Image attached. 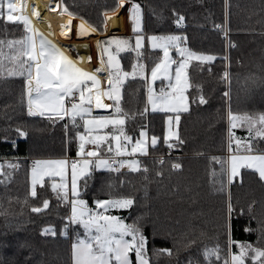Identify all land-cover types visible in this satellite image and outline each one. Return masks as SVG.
Segmentation results:
<instances>
[{
  "label": "trees",
  "instance_id": "trees-1",
  "mask_svg": "<svg viewBox=\"0 0 264 264\" xmlns=\"http://www.w3.org/2000/svg\"><path fill=\"white\" fill-rule=\"evenodd\" d=\"M126 1L140 4L142 36L146 39L180 35L186 37L182 46L215 59L189 61L190 86L185 92L188 111L179 114L178 139L165 143L166 120L172 115L148 110L147 80L152 67L162 60L163 51L147 47L142 54L133 51L120 54L123 72L132 73L134 64L138 70L143 64L146 76L137 74L126 80L119 102L122 111H115L112 100L111 115L127 119L126 131L132 139L145 129L149 139L156 137L157 142L155 146L150 145L147 156L139 159V171L93 168L79 182L81 198L87 201L88 207L97 208L94 203L97 199L133 197L134 204L130 208L113 211L111 215L123 218L128 224L141 217L150 264H188L189 259L193 264H203L202 250L216 245L221 248L222 257H227L229 195L233 205L244 210L243 215L231 218V239L264 247V181L255 172L244 170L242 182L239 177L229 185L227 177L221 173V164L214 159L228 158L229 108L239 114L264 113V0ZM116 4L117 0H60L62 12L67 8L97 30L105 13L112 12ZM126 5L108 15V33L118 31L116 25ZM3 11L0 40L5 44L0 46V51L4 54V65L9 67L7 57L13 50L7 46V41L20 40L29 33L21 22L7 21V8ZM65 15L70 22L71 17ZM179 16H183L184 21L178 26ZM77 23L73 22L72 28L78 32ZM181 26L184 29H180ZM65 37L87 41L97 35L89 31L80 37ZM101 37L99 34L98 38ZM171 50L175 51L173 60L184 59L174 48ZM173 65L176 68L177 65ZM225 71L229 73L227 80L223 78ZM225 92L229 95L225 96ZM200 94L206 98V104H199ZM17 128L27 132V136H19ZM232 131L241 142L250 139L247 127ZM81 132L79 119L73 125L66 118L49 120L29 116L24 77L8 76L6 72L0 76V181H3L0 183V264H72L71 246L78 233L83 236V229L69 226L67 235L60 234L68 223L65 218L70 215L71 207L58 200L52 190V185L60 184L61 179H46L43 186L37 187L38 195L32 197L30 163L31 160L63 159L67 155L75 158L77 133ZM254 143L264 150V140L257 138ZM168 144L173 147L169 148ZM232 148H237L234 141ZM176 163L181 165L179 169L172 167ZM144 167L148 169L146 173ZM4 174H8L7 178ZM64 183L71 199L69 182L64 180ZM222 183L224 190L218 191ZM44 199L49 201L47 209L42 208ZM33 207H41L42 211L33 212ZM48 227L56 231L55 236L41 235ZM245 227L252 231H244ZM193 240L195 243L189 246V241ZM160 248L171 249L172 255L154 254V250ZM231 251L238 252L235 244ZM131 258L135 264L134 253ZM246 264L252 261L248 259Z\"/></svg>",
  "mask_w": 264,
  "mask_h": 264
},
{
  "label": "snow or ice",
  "instance_id": "snow-or-ice-1",
  "mask_svg": "<svg viewBox=\"0 0 264 264\" xmlns=\"http://www.w3.org/2000/svg\"><path fill=\"white\" fill-rule=\"evenodd\" d=\"M125 0H117L115 8L112 10L115 12L117 9L123 7ZM7 8L6 20L10 22H21L24 25V30L29 35L24 36L20 40H9L7 46L12 49V54L7 57L11 66L6 67L3 63L4 54L0 51V76H3L6 72L8 76H21L24 77L25 95L27 97V114L29 116H41L49 120L64 119L68 117L69 120L76 124L77 118L83 121L84 133H77L79 143V150L77 156L83 155L84 157H90L93 159H83L81 161H73L71 164V199H69V192L66 190L67 186L64 183L66 160H50V161H35V167L32 169L31 179V191L30 195L36 197L38 195L36 185H42V179L48 170L51 174L58 175L61 178L60 184H53L52 190L57 193V199L70 204V215L65 219L68 221L61 230V235H67V229L69 226H78L83 229V236L77 234L76 240L72 243V264H133L131 254H135V264H150L147 251V237L143 234L140 226L141 217H137L133 223H125L124 219L115 215H105L110 209H128L134 204V198L131 196L120 197L115 199L94 201L97 208L102 209V212L94 211L88 207L86 200L81 198V192L78 190L77 180L80 177H87L89 175L90 167L95 169H106L108 171H119V168L127 166L131 171L136 172L140 170L139 161L136 159L117 160L115 158H102L100 151L101 146L107 144V152L112 153L113 148L111 142L114 140L117 142L115 148V156L123 157L125 155L132 156L134 153H140L146 155L145 150V133L141 132V139L135 141L131 152H126L123 146L120 144L119 135H101L99 131L106 128L109 125H123V118H110L108 116H92V103L95 99L96 108H107L110 105L101 103V96L107 95L109 98H113L116 101L115 111L120 113L122 110L119 106V84L123 83V77L129 75H144V65H133L132 73L123 72L121 77L119 63L115 61V57L109 55L108 69L116 68V72L111 70L108 72V84L112 86V89L108 92H101L98 86V80L94 73H88L77 68L76 65L64 56L60 49L47 40L38 31H35L31 27V23L27 16L23 14L22 7H18L14 0H0V16H5L3 11ZM130 13V19L132 21L133 33L139 32L141 23V6L138 3L132 2L131 7L128 9ZM64 12L70 17L73 15L68 12L67 8H64ZM19 13V14H17ZM39 16L38 12L33 13ZM106 20L108 14L105 13ZM184 21L183 16H179L176 20V24L179 26ZM220 27V25H217ZM97 29L85 28L84 24L78 26L77 35L87 34L89 31H96ZM143 39L142 36H136V47H140V42ZM152 42L153 48H159L163 51V59L157 63L151 69V78L153 81L163 77L169 81L168 87L171 89L170 93L161 89L159 96H154L151 86L149 85V103L152 105V110L159 109L164 112L188 111L187 98L184 93L189 85V77L187 73L188 63L191 60H197L200 62L212 61L214 56L197 54L191 51L185 46H182L186 37L180 35H168V36H151L148 38ZM108 45L115 44L118 51L124 50L128 47L129 41L127 39H121L113 36L107 42ZM5 41L0 40V46H3ZM174 48L177 54L184 59L180 61L173 60L169 56V49ZM107 52V48L104 49ZM91 58L89 57V60ZM176 64L174 70V80L171 75V67ZM102 69L97 68L95 72H101ZM229 73L224 72L223 78L227 80ZM115 80V84H114ZM91 82L89 85L88 82ZM92 88H97L96 93L93 95ZM199 89L200 86L197 85ZM79 93V101L75 100L76 94ZM87 93V95H86ZM228 96V92L224 93ZM70 101V107L66 106L65 100ZM199 104L203 105L207 103L203 94L198 97ZM147 109H145L146 111ZM127 115V114H125ZM87 117V118H86ZM179 121L180 117H175ZM169 123L172 117L168 118ZM228 151L233 153L232 143L233 141L237 145L236 152L231 154L226 160L221 161L220 158L217 161L221 164V173L227 177V183L230 185L234 182V179L241 177L242 169H250L258 174L259 179L264 181V150H260L254 143L257 138L264 140V113L259 114H239L233 113L231 108L228 111ZM67 127V125H65ZM237 127H247L250 139L244 141L243 151H241V140L234 136L232 129ZM19 136L26 137L27 132L21 128L15 130ZM123 134V129H119ZM176 136V133L169 131L165 137V143H168L170 137ZM125 140H130L128 136L124 137ZM178 139V137H177ZM157 142L156 137H152L151 143L155 146ZM179 143H183L179 140ZM94 145L96 150H85V145ZM168 147H173L172 144H168ZM163 163V161H160ZM118 165V167H114ZM9 167H17L16 165H9ZM174 169H179L181 165L179 163L173 164ZM146 173L148 169L143 168ZM7 178L8 174H4ZM160 175V173H157ZM3 183V181H0ZM87 181L85 180V187ZM59 189V191H58ZM218 191H223V183ZM49 207L48 199H44L42 202V208L47 209ZM41 207H33L32 211L39 213L42 211ZM251 213V205L248 208ZM244 214L242 208L237 209L231 202V197L226 205V217L229 221V251L227 257H222V250L219 245L214 247H205L201 255L203 257V264H246V260L250 259L252 264H264V247H254L247 242L233 241L231 239V218L235 216H241ZM264 230V226H262ZM244 231H252L250 227H245ZM51 234L56 235V231L52 227L45 228L41 235ZM195 241H189V246L194 244ZM235 244L238 248V252H232L231 247ZM154 254H166L172 255V250L168 248H160L154 250ZM188 264H193V261L189 259Z\"/></svg>",
  "mask_w": 264,
  "mask_h": 264
},
{
  "label": "rangeland",
  "instance_id": "rangeland-1",
  "mask_svg": "<svg viewBox=\"0 0 264 264\" xmlns=\"http://www.w3.org/2000/svg\"><path fill=\"white\" fill-rule=\"evenodd\" d=\"M125 2L126 3H132V2H129V1H126L125 0ZM127 6V8H126V11H125V13L123 14V16H121V18H120V22H119V28H120V25H122V22L123 21H126V25L127 26H132V21H131V19H130V13H129V11H128V7H129V5H126ZM59 7H60V0H59ZM118 10V9H117ZM116 10V11H117ZM115 11V12H116ZM64 12V11H63ZM62 12V9H61V7H60V19L62 18V24H63V26L65 27L64 29V31H65V35L68 37V38H73V37H80V36H82V35H77V31H74L73 30V28H72V26L74 27L75 25H73L72 23L73 22H78L77 23V25L76 26H79V25H81L82 23L84 24V27L85 28H89L90 26L87 24V23H85L84 21H82V20H80V19H82V18H80V17H78V16H75V15H72L71 16V20H70V22L69 21H66V15L65 14H67V13H63ZM115 12H108L107 14L108 15H110V14H113V13H115ZM17 14H19V13H17ZM23 14H24V12H23ZM25 15V14H24ZM25 16H27V15H25ZM74 16V17H73ZM52 17H55V15H53L52 14ZM77 17V18H76ZM27 18L29 19V21H30V23H31V27L33 28L34 27V25H33V23H32V21H31V19L27 16ZM78 18H80V19H78ZM143 24H142V14H141V23H140V32H137V33H132V34H130V35H109V36H105V37H102V39H101V41H103V42H107L110 38H112L113 36H115V37H117V38H121V39H127L128 41H129V45H130V47H128V48H126V49H124V50H120V51H118L117 50V48H116V46H115V44H112V45H108L107 43H99V41H100V39L98 38L99 37V34H101V35H103L104 33H105V26H106V17H105V15H104V20H103V22L101 23V24H98V30H96V31H94V33L97 35V37H93L92 39H89V47H90V50H91V53L93 54V55H98V56H100V57H102L103 59H104V63H105V66H106V70H107V74H108V72H109V70H111L113 73H115L116 72V68L115 67H113V68H111V69H108V60H109V55H111V56H114L115 57V61L116 62H118L119 63V69H120V73H121V77L123 76V71H122V69H121V59H120V54H123V53H127V52H130V51H133V52H136L137 54H142L143 53V51L148 47L149 49H151V50H155V49H159V48H153L152 47V42L149 40V39H146L144 36H142V32H143V26H142ZM94 28V27H93ZM35 31H38L41 35H43L42 33H41V31L39 30V29H37V28H33ZM131 29H132V27H131ZM137 35H140V36H142L143 37V39L141 40V42H140V47L139 48H137L136 47V36ZM47 40H49V41H51L50 39H48L45 35H43ZM52 42V41H51ZM52 44H54V45H56L55 43H53L52 42ZM100 44H101V47H100ZM57 47H58V45H56ZM59 48V47H58ZM105 48H107V52H105L104 51V49ZM60 49V48H59ZM61 51V50H60ZM101 51H102V54H103V56H102V54H101ZM172 52H175L174 50H171V52H170V49H169V56L173 59V57H172ZM162 59H163V56H162ZM76 65V64H75ZM76 67L77 68H79V69H81L80 67H78L77 65H76ZM82 71H85V70H83V69H81ZM174 70H175V67H174V65H172V67H171V75L173 76V81H172V83H175V80H174V75H175V72H174ZM85 72H87V71H85ZM89 73V72H88ZM143 76H146V69H145V67H144V75ZM133 77V75H129L128 77H123V83L122 84H119L118 85V87H119V102L121 101V98H122V86H123V84L126 82V80L128 79V78H132ZM147 80H148V89H149V85L151 86V88H152V91H153V94H154V96H159L160 95V92H158V89L159 88H161V87H163V90L165 91V92H167V93H170L171 92V89L168 87V85H169V81L168 80H166V79H164L163 77H161V78H159V79H156L155 81H153L152 80V78H151V71H150V73H149V75H147ZM89 83V85H91V82L89 81L88 82ZM159 83V84H158ZM114 84H115V80H114ZM98 87V86H97ZM165 88V89H164ZM96 89L97 88H92V93H93V95L96 93L95 91H96ZM112 89V86H110L109 84H108V80L105 82V91L106 92H108V91H110ZM86 95H87V93H86ZM148 96H149V91H148ZM109 99V102H110V99L111 98H109L107 95H103V96H101V100H105V99ZM112 100H113V102H115V105H116V101H115V99H113L112 98ZM65 104H66V106H69L70 107V105L68 104V99L67 100H65ZM110 104V103H109ZM111 105V108H110V111L108 112V113H104V114H101V113H94V108H93V104H92V116H108V117H110V118H123L124 119V124L123 125H116V126H112V125H109V126H107L106 128H103V129H101L100 131H99V134H101V135H109V136H111V135H113V134H115V135H119L120 136V144L123 146V148H124V150L126 151V152H131V149H132V147L134 146V144H135V141L136 140H138V139H141V132L143 131L144 133H145V137L143 138L144 140H145V150H146V155H141L140 153H134L132 156H128V155H125V156H123V157H116L115 156V148H116V146H117V142L116 141H112L111 142V146H112V148H113V152L112 153H108L107 152V144H105V145H102L101 146V149H100V151H101V153H102V158H115V159H117V160H120V159H124V160H130V159H136L137 161H139V159L141 158V157H145V156H147L148 154H149V151H150V149H149V146H150V139H149V137H148V133H147V131L145 130V129H143V130H141L140 131V134H139V136L136 138V139H132V137L131 136H129L128 134H127V131H126V124H127V119L125 118V117H123V116H120V115H116V114H113V115H111V113H112V110H113V106H112V104H110ZM97 109H100V108H97ZM148 110L150 111V112H156V113H165V114H177V113H175V112H164V111H160L159 109H157L156 111H153L152 110V105L149 103V100H148ZM181 112H183V111H181ZM66 119H68L69 120V118L68 117H65ZM87 118V117H86ZM77 119H79V118H77ZM80 120V119H79ZM81 121V125H82V132L81 133H84V124H83V121L82 120H80ZM123 129V134H121L120 133V131H119V129ZM125 136H128V137H130L131 139L130 140H125L124 139V137ZM77 142H78V144H77V152H78V150H79V143H80V141H79V139H78V137H77ZM235 145H236V143H235ZM236 147H237V145H236ZM243 147H244V143L243 142H241V146H240V149H241V151H243ZM233 149V153H230L229 151H228V157L231 155V154H234L235 152H236V149H234V148H232ZM85 150L87 151V150H96L95 149V147H94V145H91V144H86L85 145ZM77 152H76V156H75V158H72L71 160H69L68 158H69V155H67V156H65V158H63V160H66L67 161V165H66V170H65V177H64V180H67L68 182H69V187H70V191H71V164H72V162L73 161H81V160H83V159H85V158H87V159H93V158H90V157H84L83 155H81V156H77ZM34 160H36V159H34ZM50 160H61V159H45V160H40V161H50ZM37 161V160H36ZM92 167H90V169H89V174L91 173V171H92ZM96 170H100V171H104V170H106V169H96ZM120 170L122 171V170H130L127 166H125V167H123V168H120ZM244 170H250V169H242L241 170V173L244 171ZM250 171H252V170H250ZM83 178H85V177H80V178H78V180H77V186H78V190H79V182L81 181V179H83ZM31 179H32V171H30V179H29V182H30V188H31ZM46 179H61L60 178V176H58V175H53V174H51V171L50 170H48V172H47V174H45L44 176H43V179H42V184H43V182L46 180ZM236 179H239V177H237V178H235L234 179V181L236 180ZM41 184H37L36 185V190H37V187L38 186H40ZM97 209H99V208H97ZM116 210H124V209H116ZM103 210L102 209H99V212H102ZM105 215H108V212L107 213H105ZM247 261V260H246Z\"/></svg>",
  "mask_w": 264,
  "mask_h": 264
},
{
  "label": "bare ground",
  "instance_id": "bare-ground-1",
  "mask_svg": "<svg viewBox=\"0 0 264 264\" xmlns=\"http://www.w3.org/2000/svg\"><path fill=\"white\" fill-rule=\"evenodd\" d=\"M14 2L18 7H22L24 14L31 19L35 28L58 45L64 56L68 57L81 69L94 73L98 83L106 80L108 74L105 63L89 55V50L82 39H67L65 37L62 22L59 18V0H14ZM34 11L38 12L39 16L34 15ZM52 14L55 17H52ZM97 68L102 69V71L95 72ZM94 110L96 113L104 114L110 111V107L108 109H97L94 106Z\"/></svg>",
  "mask_w": 264,
  "mask_h": 264
},
{
  "label": "crops",
  "instance_id": "crops-1",
  "mask_svg": "<svg viewBox=\"0 0 264 264\" xmlns=\"http://www.w3.org/2000/svg\"><path fill=\"white\" fill-rule=\"evenodd\" d=\"M124 4H127V5H129V7H128V9L131 7V3H124ZM119 10V9H118ZM117 10V11H118ZM116 11V12H117ZM115 12V13H116ZM142 12V11H141ZM63 13H65V12H63ZM142 14V13H141ZM74 17V16H73ZM77 18V17H76ZM79 19V18H78ZM81 20V19H80ZM83 21V20H82ZM119 22L120 21H118V23H117V25H116V28H117V32L116 33H108L107 32V29H106V26H107V23H106V26H105V33L103 34V35H101L102 37H105V36H109V35H130V34H132L133 33V31H132V29H131V27L132 26H127L126 25V21H123L122 22V25H120V28H119ZM140 32V31H139ZM102 37L100 38V42H101V39H102ZM84 41V43H85V45L87 46V48H88V50H89V55L91 56V57H93L94 59H97V60H101V61H103L104 62V59L102 58V57H100V56H98V55H93L92 53H91V50H90V47H89V40H83ZM100 46H101V44H100ZM102 54V53H101ZM102 56H103V54H102ZM108 80V76H107V78H106V80L104 81V82H101V83H98V88H99V90L101 91V92H106L105 91V82ZM160 89H163V87H161V88H159L158 89V92H159V90ZM165 89V88H164ZM96 91H97V89H96ZM95 91V92H96ZM186 92V91H185ZM184 95H185V97H186V94L184 93ZM67 100V99H66ZM94 101H95V99H93V108H94V106H95V104H94ZM187 102V101H186ZM101 103H103V104H105V105H110V104H112V98L110 99V102H109V99L107 98V99H105V100H101ZM110 103V104H109ZM111 106V105H110ZM109 107H107V108H101V109H108ZM111 108V107H110ZM94 113L96 114V112H95V110H94ZM180 113H183V112H179V113H177V114H172V116H170V117H172V120H171V122L169 123V120H168V118H167V120H166V134L171 130V131H173V132H175L176 133V136H174V137H170L169 138V140H168V142H172V141H175V140H177V137H178V128H179V122H180V119H179V121H177L176 119H175V117L177 116V115H179ZM98 114V113H97ZM165 134V135H166ZM150 145H152V143H151V140H150ZM150 147V146H149ZM113 211H117L116 209H110L109 211H108V215H111V213L113 212ZM98 212H99V209H98Z\"/></svg>",
  "mask_w": 264,
  "mask_h": 264
},
{
  "label": "built area",
  "instance_id": "built-area-1",
  "mask_svg": "<svg viewBox=\"0 0 264 264\" xmlns=\"http://www.w3.org/2000/svg\"><path fill=\"white\" fill-rule=\"evenodd\" d=\"M180 29H184V26H181ZM220 29H221V28H220ZM159 92L161 93V89L159 90ZM75 100H76L77 102L79 101V93L76 94V96H75ZM68 104L70 105V101H69V100H68ZM228 141H229V139H228ZM68 159L71 160L70 157H69ZM33 167H35V161L31 160V163H30V170H31V171H32ZM114 167H118V165H116V166H114ZM119 171H121L120 168H119ZM119 171H113V172H119ZM91 209H93L94 211H98L97 208H91Z\"/></svg>",
  "mask_w": 264,
  "mask_h": 264
},
{
  "label": "water",
  "instance_id": "water-1",
  "mask_svg": "<svg viewBox=\"0 0 264 264\" xmlns=\"http://www.w3.org/2000/svg\"><path fill=\"white\" fill-rule=\"evenodd\" d=\"M94 104H95V101H94Z\"/></svg>",
  "mask_w": 264,
  "mask_h": 264
}]
</instances>
